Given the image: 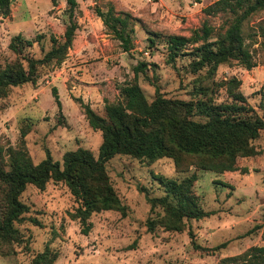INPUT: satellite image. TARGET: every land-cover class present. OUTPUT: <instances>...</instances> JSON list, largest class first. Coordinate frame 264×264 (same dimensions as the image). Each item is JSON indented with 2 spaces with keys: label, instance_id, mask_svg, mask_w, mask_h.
<instances>
[{
  "label": "rangeland",
  "instance_id": "1",
  "mask_svg": "<svg viewBox=\"0 0 264 264\" xmlns=\"http://www.w3.org/2000/svg\"><path fill=\"white\" fill-rule=\"evenodd\" d=\"M52 1H13L10 16L0 20V63L16 58L10 43L18 35L33 41L43 37L28 51L37 59L51 50L52 36L63 37L69 5L67 0H56V5ZM76 1L79 30L65 62L41 70L36 86L13 88L0 102V146L6 151L23 148L34 164L48 157L62 163L68 152L78 149L99 158L102 133L89 126L82 105L105 116L106 105L121 102V89L134 81L149 102L157 93L182 101L205 99L194 90L204 73L192 71L191 56L169 64L165 40L190 37L207 21L216 29L224 22L223 16L204 13L217 0ZM111 7L132 18L135 36L129 52L97 16L96 8L106 13ZM259 24L264 25V11L247 23L246 31L258 32ZM254 60L257 66L252 70L236 62L222 66L214 81L240 80L247 105L264 119L262 38L254 47ZM140 63L147 69L136 79L134 69ZM217 89L212 95L216 103L231 102L223 89ZM254 146L258 154L239 159L240 171L224 174L198 170L189 159L178 169L172 159L148 165L129 156L115 157L107 169L126 214L95 213L87 222L88 230L74 218L78 204L66 184L50 182L45 191L29 186L21 199L30 208L27 218L37 219L39 225L26 221L19 226L24 242L14 245V255L0 254V264H29L47 250L56 254V264H244L228 259L264 245L263 230L255 231L264 223V130ZM4 158L8 161L5 153ZM193 174L198 176L194 194L213 215L186 221L180 233L161 228L149 232L148 219L163 214L161 209L152 213L146 198L164 195L156 178L181 181ZM143 188L148 192H141Z\"/></svg>",
  "mask_w": 264,
  "mask_h": 264
},
{
  "label": "trees",
  "instance_id": "2",
  "mask_svg": "<svg viewBox=\"0 0 264 264\" xmlns=\"http://www.w3.org/2000/svg\"><path fill=\"white\" fill-rule=\"evenodd\" d=\"M14 0H0V20L11 14ZM52 3L56 5L57 1ZM69 24L63 37L52 36V48L42 58L33 57L28 51L41 43L26 40L18 35L11 40L10 49L16 55L12 61L0 63V102L13 88L27 84L37 85L40 71L60 67L72 48L79 24L76 0H67ZM264 11V0H217L204 9L208 17L223 16V25L216 29L205 22L190 37L169 36L166 38L168 63L175 64L180 57L191 56L192 71L199 75L194 85L195 94L205 99L182 101L167 99L157 93L149 102L137 81L120 91L121 102L107 104L105 116H100L90 106L82 105L89 126L102 133L103 142L99 158L86 149L68 152L63 162L51 157L34 164L23 148L0 146V254H15L14 245L24 242L19 229L26 221L39 225L37 219L27 218L30 208L22 201L29 186L45 191L50 182L64 183L75 198L78 208L74 218L87 225L95 213L119 211L126 214L127 207L112 184L107 164L117 156H129L150 165L162 159H172L180 169L186 160L201 171L224 174L240 171L238 160L258 154L254 142L264 130V119L246 103L241 91L242 82L237 78L214 81L219 69L236 62L252 70L257 66L254 47L259 38L264 39V25L258 32L248 33L247 23ZM97 16L115 37L121 41L125 52L133 46L135 36L130 15L108 12L96 8ZM152 44L155 43L150 39ZM147 69L140 63L135 69V78ZM212 82L205 85L206 82ZM223 89L231 102L216 103L212 95L215 88ZM217 89V90H218ZM57 105L59 97L54 90ZM196 118H200L197 120ZM4 153L8 161H5ZM243 172L247 173V169ZM164 195H146L152 213L161 209L163 214L148 219L149 232L157 228L168 232H183L186 221L202 220L213 215L206 212L194 194L198 176L193 174L181 181L156 178ZM148 192L147 189H140ZM162 215V216H160ZM263 230L264 223L255 227ZM253 231V232H255ZM264 264V245L254 246L244 254L228 259V262ZM57 256L47 250L37 255L29 264H56Z\"/></svg>",
  "mask_w": 264,
  "mask_h": 264
}]
</instances>
